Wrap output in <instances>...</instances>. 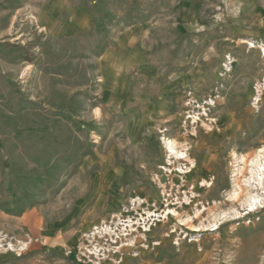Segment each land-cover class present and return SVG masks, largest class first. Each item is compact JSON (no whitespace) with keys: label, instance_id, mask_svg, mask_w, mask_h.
I'll return each mask as SVG.
<instances>
[{"label":"rangeland","instance_id":"rangeland-1","mask_svg":"<svg viewBox=\"0 0 264 264\" xmlns=\"http://www.w3.org/2000/svg\"><path fill=\"white\" fill-rule=\"evenodd\" d=\"M262 163L264 0H0V264H264Z\"/></svg>","mask_w":264,"mask_h":264},{"label":"crops","instance_id":"crops-1","mask_svg":"<svg viewBox=\"0 0 264 264\" xmlns=\"http://www.w3.org/2000/svg\"><path fill=\"white\" fill-rule=\"evenodd\" d=\"M137 261V258L135 257H132V255L130 254H127L125 255L124 257L121 258V261H117V260H108V261H102L100 262L99 264H165V262H162V261H153V262H150V261H142V262H138V263H135Z\"/></svg>","mask_w":264,"mask_h":264},{"label":"bare ground","instance_id":"bare-ground-1","mask_svg":"<svg viewBox=\"0 0 264 264\" xmlns=\"http://www.w3.org/2000/svg\"><path fill=\"white\" fill-rule=\"evenodd\" d=\"M171 149V147H170ZM174 150V149H173ZM172 151V150H171ZM175 151V150H174ZM173 152V151H172ZM260 160V159H259ZM261 162V161H260ZM264 169V163L259 165V173ZM250 203L248 204V209L250 211H255L256 209H258L259 207H262L264 205V202L261 203V200L259 199V197H253L250 199ZM260 202V203H259ZM248 210V211H249ZM215 227L217 226V224L214 225Z\"/></svg>","mask_w":264,"mask_h":264}]
</instances>
